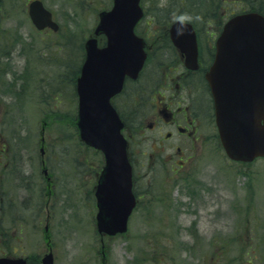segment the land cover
I'll return each instance as SVG.
<instances>
[{
    "label": "rangeland",
    "instance_id": "rangeland-1",
    "mask_svg": "<svg viewBox=\"0 0 264 264\" xmlns=\"http://www.w3.org/2000/svg\"><path fill=\"white\" fill-rule=\"evenodd\" d=\"M28 1L0 0V256L40 264L50 250L53 264H264V158L228 159L207 122L186 167L164 163L167 152L138 167L126 232H97L93 190L103 157L78 137L74 80L100 5L42 0L60 25L49 32L31 23ZM205 1L151 6L154 28L177 12L210 30L249 0H217L211 25L199 20Z\"/></svg>",
    "mask_w": 264,
    "mask_h": 264
},
{
    "label": "water",
    "instance_id": "water-1",
    "mask_svg": "<svg viewBox=\"0 0 264 264\" xmlns=\"http://www.w3.org/2000/svg\"><path fill=\"white\" fill-rule=\"evenodd\" d=\"M140 14L138 0H113L110 10L99 13L93 33H103L106 44L99 48L95 37L85 41L86 57L76 80L79 138L100 150L104 159L94 191L95 226L101 235L125 232L136 203L126 140L120 132L122 122L110 98L121 89L123 76L136 77L143 65L142 39L134 33ZM28 15L37 29L58 27L41 0L29 2ZM169 33L174 44L188 55L183 44L191 43L195 54V32L189 23L177 20L171 24ZM181 34L190 35L189 40L181 38ZM205 76L225 154L237 161L264 157L263 14L244 11L224 23ZM0 264H27V261L24 257L0 256ZM41 264H53L51 251L41 257Z\"/></svg>",
    "mask_w": 264,
    "mask_h": 264
},
{
    "label": "flooded vegetation",
    "instance_id": "flooded-vegetation-1",
    "mask_svg": "<svg viewBox=\"0 0 264 264\" xmlns=\"http://www.w3.org/2000/svg\"><path fill=\"white\" fill-rule=\"evenodd\" d=\"M220 1L225 2L226 0ZM98 3L100 10L94 18L95 26L99 21V13L109 10L113 5V0H98ZM205 3L207 12L202 13L203 18L199 20L206 25H211L214 19L210 15H213L215 6L220 3L210 1H205ZM154 5L159 6L161 10H166L168 0H138L141 14L134 24V33L142 39L145 59L137 76L131 77L125 74L121 89L110 98L112 106L122 121L121 132L126 140V154L132 169V191L137 201L139 199L137 182L140 178L136 170L141 167L148 169L155 165L157 157L164 152L168 153L164 157V163H172L171 167L174 164L179 169L186 167L188 162L194 160L192 153L197 148L202 123L211 124L217 134L213 99L205 75L213 62L216 40L222 26L234 13L229 11L226 19L220 17L216 22V27L210 30L204 27L199 29L194 21L186 20L185 22L191 24L194 29L196 46V52L193 54L191 43L183 44L189 52L188 55L186 50L174 44L169 33L171 24L179 20L177 17L180 14L174 12L176 13L174 18L169 15L166 20H163L161 24L163 28H154V22L157 21L159 24L155 14L150 11L151 6ZM59 28L60 25L56 31ZM94 28L92 34L88 35L81 44L80 57L82 59L74 80V93L77 100L76 80L86 57L85 41L94 36L99 48L106 44V36L103 33L95 35ZM39 31L56 32L48 27ZM181 38L189 40L187 38H190V35L181 34ZM76 117L77 112L75 119ZM146 142L151 152L154 153L153 156L150 151L143 150ZM40 149H42L40 154L42 156L44 151L42 147ZM41 164L43 175H45L47 169L42 157ZM175 170L178 169L175 168ZM45 178L49 179L46 175Z\"/></svg>",
    "mask_w": 264,
    "mask_h": 264
},
{
    "label": "trees",
    "instance_id": "trees-1",
    "mask_svg": "<svg viewBox=\"0 0 264 264\" xmlns=\"http://www.w3.org/2000/svg\"><path fill=\"white\" fill-rule=\"evenodd\" d=\"M206 1L216 2L217 0H206ZM243 10H256L264 14V0H249L246 8L241 9L240 11ZM28 263L33 264L32 259H29V257H28Z\"/></svg>",
    "mask_w": 264,
    "mask_h": 264
},
{
    "label": "clouds",
    "instance_id": "clouds-1",
    "mask_svg": "<svg viewBox=\"0 0 264 264\" xmlns=\"http://www.w3.org/2000/svg\"><path fill=\"white\" fill-rule=\"evenodd\" d=\"M182 23L186 20H191L192 16L189 13H182L177 17ZM180 30V28H178Z\"/></svg>",
    "mask_w": 264,
    "mask_h": 264
}]
</instances>
